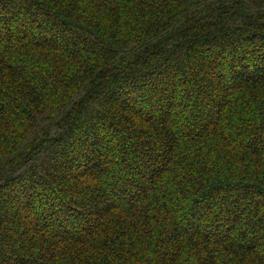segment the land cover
Segmentation results:
<instances>
[{
	"label": "trees",
	"instance_id": "16d2710c",
	"mask_svg": "<svg viewBox=\"0 0 264 264\" xmlns=\"http://www.w3.org/2000/svg\"><path fill=\"white\" fill-rule=\"evenodd\" d=\"M0 264H264V0H0Z\"/></svg>",
	"mask_w": 264,
	"mask_h": 264
}]
</instances>
